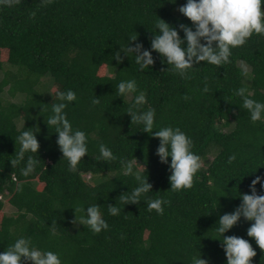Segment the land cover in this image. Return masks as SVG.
<instances>
[{
	"label": "trees",
	"instance_id": "16d2710c",
	"mask_svg": "<svg viewBox=\"0 0 264 264\" xmlns=\"http://www.w3.org/2000/svg\"><path fill=\"white\" fill-rule=\"evenodd\" d=\"M173 2L0 4V69L18 66L16 71L5 70L0 79V253L23 237L41 251L58 253L61 264H193L194 256L208 264H227L223 236L217 231L219 217L240 205V194H251L249 185L257 175L264 183V113L253 122L242 106L243 97L236 95L244 87L248 98L264 103V35L253 33L243 46L232 48L228 63L194 65L187 70L190 79L174 72L154 50L155 63L141 70L135 53L127 56L121 49L140 42L151 50L160 18L176 27L181 38L179 24L195 30L178 11L187 0ZM136 35L137 41L130 42ZM118 51L124 57L121 62L114 58ZM239 62L249 67L247 75ZM43 75L52 80L49 99L38 89L44 85ZM129 80L136 81V91L118 96V84ZM5 87L12 97L19 95V101L4 100ZM68 90L76 93V100L68 102L64 112L73 131L87 137L88 152L76 172L69 171V161L57 144L56 126L47 125L53 104L61 102L56 93ZM141 92L147 103L138 111L155 109L153 132L179 127L193 141L191 151L201 157L203 166L191 188L171 190V156L167 164L161 163L156 154L159 138L131 122L127 110ZM97 97L100 102L93 104ZM23 131L34 132L40 148L26 152L13 167ZM101 144L115 160L100 159ZM233 154L236 159L229 164ZM29 156L39 163L24 176L21 170ZM121 160L135 161L133 173L140 172L153 185L139 204L124 205L120 200L121 194L131 195L139 186L134 174H124ZM105 172L111 176L93 183L95 175ZM261 183L256 185L257 194L264 195ZM157 198L170 201L163 205L162 215L148 210V202ZM95 204L109 225L99 234L72 223L76 217L87 218V208ZM108 204L118 207L119 215H110ZM5 205L12 212L2 213ZM78 208L84 211L75 212ZM252 223L241 217L224 235L249 240L257 253L252 264H264V251L247 235Z\"/></svg>",
	"mask_w": 264,
	"mask_h": 264
},
{
	"label": "clouds",
	"instance_id": "9594fccd",
	"mask_svg": "<svg viewBox=\"0 0 264 264\" xmlns=\"http://www.w3.org/2000/svg\"><path fill=\"white\" fill-rule=\"evenodd\" d=\"M20 3L21 0H0V4L9 7ZM51 3L52 0H42L40 6L47 7ZM178 11L192 22L195 30L186 24H179L178 27L184 32V37L181 38L176 27L160 18L156 22L159 34L151 37V50L144 49L140 42L135 43L134 47L129 44L126 49H121L127 56H129L128 53H135V62L140 65L141 70L155 63L152 55V50H154L165 58L174 72L184 79H190L187 70L193 68L194 65L207 62L221 66L229 62L232 48L243 46L253 33L264 35V0H187L186 4L178 8ZM35 15L36 12L33 11L31 18H34ZM129 39L130 42L137 41V35L131 36ZM185 42L186 47L184 46ZM114 58L117 62L124 59L119 51L115 53ZM136 87L135 80L122 81L117 86L118 96L122 97L125 94L133 93L136 91ZM208 91V87L205 86L204 92ZM247 91V88L241 87L237 90L236 95L243 97L242 106L249 111L251 120L255 122L260 120L264 113V103L248 98L245 95ZM56 96L61 102L53 104L54 115L48 119L47 125L56 126L57 144L63 157L69 161V171L76 172L78 164L88 152L86 134L80 130L73 131L64 112L67 103L76 100V93L72 90L58 91ZM184 98L188 99L187 95ZM92 102L98 104L100 101L97 97ZM146 103L147 100L143 92L135 97L134 104L127 110L131 116V122L142 124L144 132L159 138L160 144L156 154L161 163L167 164L168 157L171 156V175L169 177L171 190L179 191L191 188L196 173L203 166L201 157L191 151L193 141L179 127H163L153 132L155 109L138 111L140 106ZM17 139L21 147L17 158L11 160L13 167L23 160L26 152L37 153L40 148L39 141L32 131H23ZM100 153V159L104 161L116 159L112 151L104 144L100 145ZM235 159V154L231 155L228 163L231 164ZM38 163L37 159L29 156L26 167L21 170L22 175L28 176L35 170ZM134 163L135 161L121 160L124 174H134L135 179L139 182V186L132 191L131 195H120V200L124 205L139 204L141 195L148 193L153 187L147 177H143L140 172L133 173ZM261 181L262 177L257 175L249 185L251 194H240L242 196L240 205L232 213H225L219 217L217 231L223 236L221 246L226 253L227 264H252V258L257 255L249 240L236 235H224L239 222L241 217L248 221H254L247 229V235L254 238L260 250L264 251V195L257 194L256 189L257 183H261ZM261 187L264 188V183H261ZM164 204H170V201L157 198L150 200L147 206L149 211L155 210L162 215ZM77 211H84V209H75V212ZM86 211L87 218L76 217L72 223L77 226L78 224L86 225L96 234L109 228L108 223L102 218L98 204L89 206ZM108 212L115 216L119 215L120 209L113 204H108ZM56 223L53 220L52 235H56ZM31 245L30 238L17 239L6 251L0 253V264H26V262L61 264L58 253L41 251ZM193 264H208V261L201 256H194Z\"/></svg>",
	"mask_w": 264,
	"mask_h": 264
},
{
	"label": "rangeland",
	"instance_id": "374dc122",
	"mask_svg": "<svg viewBox=\"0 0 264 264\" xmlns=\"http://www.w3.org/2000/svg\"><path fill=\"white\" fill-rule=\"evenodd\" d=\"M239 65L243 68V70L246 72V75H247L249 73V71H250L249 67L246 64H244L243 62H239ZM7 69H9V70H12L13 69V71H16L18 69V66H14V65H10V64L4 65L0 69V79L3 77V73ZM42 79L44 81V83H43L44 85H42V86L39 85L38 86V89L39 90L42 89L43 90V93H44V97L46 99H49L50 98V94L52 92V88H51L52 80H51V77L49 75H43ZM7 88L8 87H5V90H4L3 94H2L3 99L4 100H7V101H11V102H17V101H19L20 96L19 95H16V96L12 97L9 94V92L7 91ZM212 156L213 155H210L209 156V159ZM109 176H111L109 172L99 173V174H97V175L94 176L93 183H98V182L106 179ZM89 177H90V174H86L85 175V178L86 179H88ZM4 212L7 213V214H9L10 212H12V208L10 206H8V205H5V207L3 208L2 213H4Z\"/></svg>",
	"mask_w": 264,
	"mask_h": 264
}]
</instances>
